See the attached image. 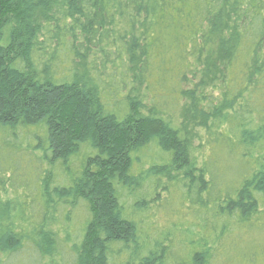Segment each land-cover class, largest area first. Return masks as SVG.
I'll list each match as a JSON object with an SVG mask.
<instances>
[{
    "label": "trees",
    "instance_id": "obj_1",
    "mask_svg": "<svg viewBox=\"0 0 264 264\" xmlns=\"http://www.w3.org/2000/svg\"><path fill=\"white\" fill-rule=\"evenodd\" d=\"M0 264H264V0H0Z\"/></svg>",
    "mask_w": 264,
    "mask_h": 264
},
{
    "label": "rangeland",
    "instance_id": "obj_2",
    "mask_svg": "<svg viewBox=\"0 0 264 264\" xmlns=\"http://www.w3.org/2000/svg\"><path fill=\"white\" fill-rule=\"evenodd\" d=\"M164 196L166 197V194H164ZM167 196H168L167 198H170V199H168V202H167V209H166V206H160V207L156 208V205H155L154 206L155 212L150 211L148 213V219H146V221L147 222H150V221L155 222L158 224V226H161V227L169 226L171 222H174L175 229L173 231L175 233L176 241H179L184 236L181 235V233L176 229L177 228L176 223H181V220H184V217H187V215H186L187 213H185V210H189V209H187L186 205H184V206L181 205V197H180L178 191L174 190V191H172V193H167ZM160 202L163 203V202H165V200L162 198ZM164 210H166V211L169 210V214H168V212H164ZM181 214H182V216H181ZM169 215H170V217H169ZM192 215L189 217H192ZM189 217H188V219H189ZM175 246L177 247L176 253H180L181 250H180L178 244L175 243Z\"/></svg>",
    "mask_w": 264,
    "mask_h": 264
}]
</instances>
